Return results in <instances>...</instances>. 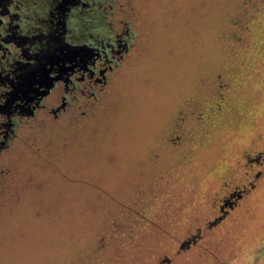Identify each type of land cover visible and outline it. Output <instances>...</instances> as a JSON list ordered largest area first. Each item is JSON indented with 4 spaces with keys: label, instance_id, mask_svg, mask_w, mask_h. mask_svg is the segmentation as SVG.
I'll list each match as a JSON object with an SVG mask.
<instances>
[{
    "label": "rangeland",
    "instance_id": "1",
    "mask_svg": "<svg viewBox=\"0 0 264 264\" xmlns=\"http://www.w3.org/2000/svg\"><path fill=\"white\" fill-rule=\"evenodd\" d=\"M117 3L111 82L0 159V264H264V0Z\"/></svg>",
    "mask_w": 264,
    "mask_h": 264
},
{
    "label": "flooded vegetation",
    "instance_id": "2",
    "mask_svg": "<svg viewBox=\"0 0 264 264\" xmlns=\"http://www.w3.org/2000/svg\"><path fill=\"white\" fill-rule=\"evenodd\" d=\"M117 10L109 0H0V159L30 121H62L108 86L137 41Z\"/></svg>",
    "mask_w": 264,
    "mask_h": 264
},
{
    "label": "trees",
    "instance_id": "3",
    "mask_svg": "<svg viewBox=\"0 0 264 264\" xmlns=\"http://www.w3.org/2000/svg\"><path fill=\"white\" fill-rule=\"evenodd\" d=\"M109 1H111V2H112V4H114V6H115V5H117V6H118V3H117V2H118V0H109Z\"/></svg>",
    "mask_w": 264,
    "mask_h": 264
}]
</instances>
